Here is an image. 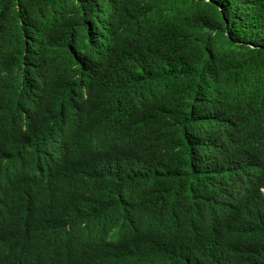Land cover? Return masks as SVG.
I'll use <instances>...</instances> for the list:
<instances>
[{
	"label": "trees",
	"instance_id": "obj_1",
	"mask_svg": "<svg viewBox=\"0 0 264 264\" xmlns=\"http://www.w3.org/2000/svg\"><path fill=\"white\" fill-rule=\"evenodd\" d=\"M0 264H264V0H0Z\"/></svg>",
	"mask_w": 264,
	"mask_h": 264
}]
</instances>
